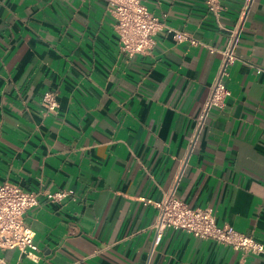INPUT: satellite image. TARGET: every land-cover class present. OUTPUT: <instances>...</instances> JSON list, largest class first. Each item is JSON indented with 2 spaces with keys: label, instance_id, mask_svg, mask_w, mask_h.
<instances>
[{
  "label": "crops",
  "instance_id": "crops-1",
  "mask_svg": "<svg viewBox=\"0 0 264 264\" xmlns=\"http://www.w3.org/2000/svg\"><path fill=\"white\" fill-rule=\"evenodd\" d=\"M243 1H221L220 27L204 0H142L216 50L162 28L128 56L106 0H0V182L42 191L23 214L37 260L0 248V262L264 264L174 228L155 244L152 228L172 192L264 244V0ZM233 25L229 94L200 118Z\"/></svg>",
  "mask_w": 264,
  "mask_h": 264
},
{
  "label": "built area",
  "instance_id": "built-area-1",
  "mask_svg": "<svg viewBox=\"0 0 264 264\" xmlns=\"http://www.w3.org/2000/svg\"><path fill=\"white\" fill-rule=\"evenodd\" d=\"M106 1L114 18V30L119 39L120 49L128 56L135 53H148L154 43L153 35L162 28H166L176 41H187L192 45L202 44L207 46L210 51L216 50L213 46L204 44L186 31L165 25L142 0ZM221 1L204 0V3L217 24L223 27L218 19L220 11L223 9ZM247 2L248 0L243 1L241 12H244ZM225 29L228 31V39L224 48L219 49L221 53L219 70L210 87L209 96L204 102L200 118L212 107L222 106L225 96L229 94L223 77L227 74L229 64L237 57L234 46L238 37V28L233 25ZM41 104L44 113H54L58 105L54 92L45 91L41 98ZM41 192L39 188L28 191L10 181L0 182V248H18L24 256L37 260L34 231L24 223L23 214L27 208L38 203V196ZM43 192L50 200H57L71 194L70 190ZM153 204L156 207V216L152 224L155 244L160 241L165 229L174 228L196 237L212 239L229 245L246 254L264 253V244L252 235L228 225L216 224L215 215L208 206H191L172 192L165 193L160 200L153 201ZM0 264L8 263L1 261Z\"/></svg>",
  "mask_w": 264,
  "mask_h": 264
}]
</instances>
